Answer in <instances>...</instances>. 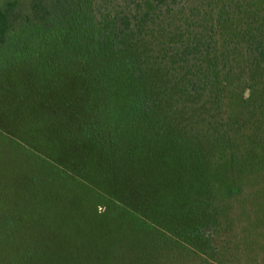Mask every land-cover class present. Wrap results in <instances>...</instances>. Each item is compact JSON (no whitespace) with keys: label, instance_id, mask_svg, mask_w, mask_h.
Segmentation results:
<instances>
[{"label":"trees","instance_id":"trees-1","mask_svg":"<svg viewBox=\"0 0 264 264\" xmlns=\"http://www.w3.org/2000/svg\"><path fill=\"white\" fill-rule=\"evenodd\" d=\"M116 1L109 20L94 0L0 6V144L17 164L0 199V264H117L124 236L148 233L154 178L193 172L195 151L172 112L192 116L205 100H226L247 160L264 163V21L237 53L243 65L208 36L151 60L141 52L151 32L197 17L190 4L202 0ZM168 60L179 71L168 67L174 78L162 87ZM191 62L199 70L188 79ZM61 227L75 244L59 239Z\"/></svg>","mask_w":264,"mask_h":264},{"label":"rangeland","instance_id":"rangeland-1","mask_svg":"<svg viewBox=\"0 0 264 264\" xmlns=\"http://www.w3.org/2000/svg\"><path fill=\"white\" fill-rule=\"evenodd\" d=\"M94 1L109 20L117 1ZM3 2L0 0V6ZM190 5L198 7L197 17L177 18L174 26L165 23V27H158L162 31L168 29L167 34L151 32L141 52L151 60L158 55L168 57L176 42L189 44L192 38L208 36L217 40L220 49L235 53L228 60L237 62L240 58L241 64H245V57L237 53L248 47L251 33L264 21V0H202ZM211 25H215L214 30ZM163 62L161 68L167 71L160 76H166L157 84L162 87L174 78L168 67L179 71L173 61ZM196 63H189L188 79L199 70ZM244 91L247 98L249 93L247 89ZM229 107L226 100L213 99L203 101L192 116L187 110L172 112L174 130L185 134V142L195 151V156H189L193 172L188 175L178 172L176 178L169 173L154 178L153 201L142 214L150 223L148 233L143 230L136 239L126 234L117 264H264V163L247 160L250 147L230 128ZM241 127H245L247 134V123L235 126ZM251 150L259 153L263 148ZM7 152L0 144V199L4 204L15 182L11 171L17 165ZM171 156L175 161L177 155ZM23 172L29 178L25 167ZM99 206V212L103 213L105 206ZM67 229H58L59 239L73 245L76 238Z\"/></svg>","mask_w":264,"mask_h":264}]
</instances>
